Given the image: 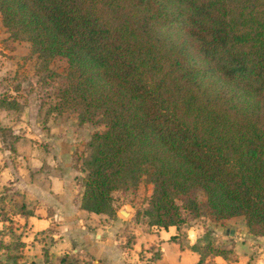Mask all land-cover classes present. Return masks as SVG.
Instances as JSON below:
<instances>
[{
  "label": "trees",
  "instance_id": "1",
  "mask_svg": "<svg viewBox=\"0 0 264 264\" xmlns=\"http://www.w3.org/2000/svg\"><path fill=\"white\" fill-rule=\"evenodd\" d=\"M0 23L29 44L39 70L66 60L53 110L103 125L78 168L81 209L114 217L112 192L144 179L149 225L204 213L242 217L264 235V0H0ZM20 109L0 94V110ZM202 240L189 245L197 264L236 260L232 246ZM57 262L79 264L66 254Z\"/></svg>",
  "mask_w": 264,
  "mask_h": 264
},
{
  "label": "rangeland",
  "instance_id": "2",
  "mask_svg": "<svg viewBox=\"0 0 264 264\" xmlns=\"http://www.w3.org/2000/svg\"><path fill=\"white\" fill-rule=\"evenodd\" d=\"M39 63L37 55L30 51L29 44L8 37L0 23V94L13 97L21 106L19 111L0 110V164L42 163L38 162L37 157L34 158L33 151H42V137L47 134L53 142L51 152L47 150L50 152L46 154L47 163H71L72 167L79 168L82 159L89 155L86 143L90 134L102 130L103 125L78 123L77 111L69 107L60 112L53 110L56 84L66 71V60L55 57L43 71L38 69ZM45 145L47 147L46 142ZM81 177L82 173L79 175ZM150 194L151 185L144 179L126 191H113L111 196L115 216L100 214L98 218L100 240L110 241L116 251L124 254L127 259L125 264H152L154 261L151 263L149 258L159 253L154 245L135 254L129 251L136 235L158 227L149 225L144 214V210L150 207ZM0 195L4 197L0 201V215L3 213L6 217L4 222L0 221V240L7 245L0 248V264H28L23 247L13 248L21 236L18 232L19 217L15 212L18 205L23 203L22 198L9 182L0 183ZM191 196L203 204L204 197L200 191L192 192ZM177 204L181 207L182 201L177 200ZM122 208L127 212L124 215L119 212ZM184 217L185 223L176 227L178 235L175 237L180 238L173 240L184 241V229L197 227L196 240L203 239L202 244L210 241L218 248L232 246L233 249L232 235H228V230L238 227L242 224L240 221H212L204 213L196 218H189L187 214ZM86 263L90 264L89 261L83 262ZM202 264H211V259L205 258Z\"/></svg>",
  "mask_w": 264,
  "mask_h": 264
},
{
  "label": "crops",
  "instance_id": "3",
  "mask_svg": "<svg viewBox=\"0 0 264 264\" xmlns=\"http://www.w3.org/2000/svg\"><path fill=\"white\" fill-rule=\"evenodd\" d=\"M46 135L42 137V151H33L34 158L42 163L0 164V183L9 182L16 188L30 211L25 218L18 216V232L28 264H59L57 259L64 254L77 258L82 264L85 261L90 264H125L124 254L116 251L110 241L100 240V214L79 206L81 172L78 167H72L71 163H47L46 154L51 152L53 142ZM233 220L242 223L228 230L236 254L233 264H264V235L250 234L242 217L223 222ZM177 235L174 226L152 227L134 237L129 251L135 254L154 245L159 257L152 264H197L198 255L189 249V245L195 242L198 228L184 229V241L172 239L180 238L175 237ZM211 263L232 264L220 256L212 257Z\"/></svg>",
  "mask_w": 264,
  "mask_h": 264
},
{
  "label": "water",
  "instance_id": "4",
  "mask_svg": "<svg viewBox=\"0 0 264 264\" xmlns=\"http://www.w3.org/2000/svg\"><path fill=\"white\" fill-rule=\"evenodd\" d=\"M119 212H120L121 214H123V215L127 213L126 210H125L124 208L120 209Z\"/></svg>",
  "mask_w": 264,
  "mask_h": 264
}]
</instances>
